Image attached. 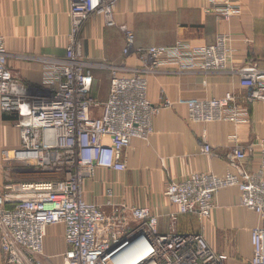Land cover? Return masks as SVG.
Returning <instances> with one entry per match:
<instances>
[{
    "label": "built area",
    "instance_id": "2783aa9c",
    "mask_svg": "<svg viewBox=\"0 0 264 264\" xmlns=\"http://www.w3.org/2000/svg\"><path fill=\"white\" fill-rule=\"evenodd\" d=\"M208 11L229 20L236 0H220ZM118 0H71L65 55L53 59L39 88L24 84L8 66L9 54L0 39V113L17 130L15 146L0 150L8 177H17L0 191V264H116L115 260L142 254L134 264H226L201 233H160L158 216L147 207H127L106 192L103 205L88 202L82 185L98 168L124 171V150L134 139H145L152 120L172 107L147 99V76L171 74L237 73L248 102H264V71L254 62L237 70L228 66L233 53L226 35L213 44L193 46L177 41L172 46L136 47L133 30L115 21ZM94 18L124 36L123 55L133 54L139 67L93 63L83 56L82 30ZM107 71L109 91L104 101L93 96V71ZM187 117L200 124H245L246 110L234 96L184 102ZM234 144L230 167L223 178L194 173L169 181L164 195L176 209L170 215L209 218L218 191L236 188L239 207L254 213L257 225L250 233L249 264H264V137L246 145ZM208 145L202 153L210 154ZM259 154L255 170L244 169L247 155ZM108 208L106 213L103 208ZM63 227V250L47 253L48 229ZM143 253H142V252ZM125 258V259H126Z\"/></svg>",
    "mask_w": 264,
    "mask_h": 264
},
{
    "label": "crops",
    "instance_id": "0c3cea01",
    "mask_svg": "<svg viewBox=\"0 0 264 264\" xmlns=\"http://www.w3.org/2000/svg\"><path fill=\"white\" fill-rule=\"evenodd\" d=\"M70 5L71 0H0V39L9 54L10 70L24 84L39 88L52 60L64 57ZM214 5H221V1L118 0L115 21L133 30L136 47L172 46L177 41L210 45L218 35H226L233 50L229 67L237 70L251 61L264 71V0H236L229 20H218L209 14ZM123 48L122 32L106 27L101 18L84 26L82 52L87 60L139 67L133 54L123 55ZM103 74L108 78L106 85L100 78ZM105 90V97H100ZM108 91V72L94 70L93 96L104 101ZM226 93L246 110L245 124H200L188 119L184 102L217 99ZM246 94L237 73L203 76L161 72L147 76L148 101L158 105L168 99L172 107L153 118L152 131L145 139H134L124 150V171L98 168L93 178L84 181V199L103 205L107 190H111L115 203L147 207L157 215L160 233H201L215 253L227 256L226 264H249L250 233L258 218L239 207L236 188L218 191L209 218L202 222L193 215H178L172 220L170 215L176 209L164 195L171 180H185L194 173L223 178L234 172L228 160L234 146L231 135H236L241 145L264 137V102H248ZM1 117L10 124L9 116L0 113ZM16 137L18 141V134ZM204 145L210 147V154L202 153ZM259 157L258 153L247 155L244 169L255 170ZM103 210L109 213L108 208ZM49 241L61 242L56 252L63 250L62 226L48 229L45 242Z\"/></svg>",
    "mask_w": 264,
    "mask_h": 264
},
{
    "label": "rangeland",
    "instance_id": "374dc122",
    "mask_svg": "<svg viewBox=\"0 0 264 264\" xmlns=\"http://www.w3.org/2000/svg\"><path fill=\"white\" fill-rule=\"evenodd\" d=\"M102 80V84L106 85L108 82V78L106 74H103L100 76ZM106 90L104 91V94H102L100 97H105ZM3 117V116H2ZM0 119V150L2 148L15 146L17 144V130L14 128V126L10 123H5L3 121V118ZM8 119L11 120V118L8 117ZM6 128V130H4ZM6 132V133H5ZM17 177H8L5 172L4 166L0 162V191L3 189V186L6 185L9 182H15ZM61 246V242L54 243L52 241L45 242V250L47 249V253L52 254L53 252L59 251Z\"/></svg>",
    "mask_w": 264,
    "mask_h": 264
},
{
    "label": "bare ground",
    "instance_id": "6f19581e",
    "mask_svg": "<svg viewBox=\"0 0 264 264\" xmlns=\"http://www.w3.org/2000/svg\"><path fill=\"white\" fill-rule=\"evenodd\" d=\"M53 228V227H52ZM53 230V229H52ZM49 244V242H48ZM49 248H46V251ZM142 252V251H141ZM143 253V252H142ZM142 254H137L136 256H132V257H127L125 255H121L119 256L116 260L115 263L116 264H134L136 259H138V257H140ZM126 258V259H125ZM139 264V263H138Z\"/></svg>",
    "mask_w": 264,
    "mask_h": 264
},
{
    "label": "trees",
    "instance_id": "16d2710c",
    "mask_svg": "<svg viewBox=\"0 0 264 264\" xmlns=\"http://www.w3.org/2000/svg\"><path fill=\"white\" fill-rule=\"evenodd\" d=\"M6 119V118H5Z\"/></svg>",
    "mask_w": 264,
    "mask_h": 264
}]
</instances>
